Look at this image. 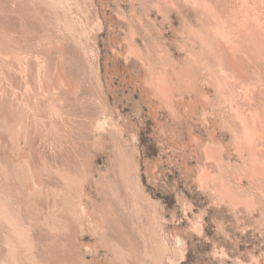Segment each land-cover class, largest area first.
Returning <instances> with one entry per match:
<instances>
[{
    "label": "rangeland",
    "instance_id": "rangeland-1",
    "mask_svg": "<svg viewBox=\"0 0 264 264\" xmlns=\"http://www.w3.org/2000/svg\"><path fill=\"white\" fill-rule=\"evenodd\" d=\"M0 58L13 264H264V0H0Z\"/></svg>",
    "mask_w": 264,
    "mask_h": 264
},
{
    "label": "bare ground",
    "instance_id": "bare-ground-1",
    "mask_svg": "<svg viewBox=\"0 0 264 264\" xmlns=\"http://www.w3.org/2000/svg\"><path fill=\"white\" fill-rule=\"evenodd\" d=\"M196 1V0H195ZM214 1V0H213ZM216 6V5H215ZM228 10V9H227ZM219 11V10H218ZM228 19V18H227ZM229 20V19H228ZM231 21V20H230ZM230 23V22H229ZM234 24V23H233ZM238 24V23H237ZM250 26V25H249ZM253 26V25H252ZM259 37V36H258ZM239 40V39H238ZM252 40V39H251ZM263 41V40H262ZM252 42V41H251ZM240 46H241V44H240ZM245 48V47H244ZM252 49V48H251ZM226 52V51H225ZM224 56H225V54H224ZM1 59V58H0ZM4 59V58H3ZM2 60V59H1ZM7 60V59H6ZM215 61V60H214ZM225 61V60H224ZM205 62V61H204ZM214 63V62H213ZM227 63V62H226ZM221 64V63H220ZM10 65V64H9ZM208 65V64H207ZM219 65V64H218ZM228 65V64H227ZM214 66V65H213ZM216 67V66H215ZM228 68V67H227ZM9 69V68H8ZM213 69V68H212ZM231 69V68H230ZM5 70V69H4ZM9 71V70H8ZM220 71V70H219ZM236 72V71H235ZM2 73V72H1ZM4 73H2V75H3ZM230 74V73H229ZM211 75V74H210ZM5 77V76H4ZM2 78V77H1ZM6 78V77H5ZM232 78V77H231ZM225 80V79H224ZM4 82V81H3ZM12 84V83H11ZM223 87H225V86H223ZM95 89V88H94ZM226 89V88H225ZM232 90V89H231ZM257 90V89H256ZM252 91V90H251ZM242 92V91H241ZM257 92V91H256ZM244 93V92H243ZM13 94V93H12ZM235 94V93H234ZM240 94V93H239ZM251 94V93H250ZM257 94V93H256ZM263 94V93H262ZM254 96V95H253ZM229 97V96H228ZM29 98V97H28ZM243 99V98H242ZM232 100V99H231ZM236 101V100H235ZM227 103V102H226ZM233 104V103H232ZM235 105V104H234ZM15 106V105H14ZM24 106V105H23ZM224 106V105H223ZM241 106V105H240ZM17 107V106H16ZM15 108V107H14ZM242 108V107H241ZM247 108V107H246ZM8 109V108H7ZM10 109V108H9ZM227 109V108H226ZM24 110V109H23ZM9 111V110H8ZM13 113V112H12ZM15 114V113H14ZM30 115V114H29ZM23 116V115H22ZM262 116V115H261ZM24 117V116H23ZM232 118V117H231ZM234 118V117H233ZM260 118V117H259ZM44 124H46V123H44ZM40 126V125H39ZM36 127V126H35ZM247 128V127H246ZM253 130V129H252ZM241 132V131H240ZM260 132V131H259ZM13 133V132H12ZM20 134V133H19ZM55 135V134H54ZM259 136H260V134H259ZM263 136V135H262ZM241 138H243V137H241ZM245 138H246V136H245ZM63 140V139H62ZM241 140V139H240ZM263 140H264V138H263ZM244 141V140H243ZM260 141V140H259ZM60 142V141H59ZM258 142V141H257ZM19 145V144H18ZM59 147V146H58ZM245 148V147H244ZM251 148V147H250ZM62 153V152H61ZM264 155V154H263ZM247 157V156H246ZM53 176V175H52ZM255 176V175H254ZM63 178V177H62ZM66 180V179H65ZM254 183V182H253ZM2 186V185H1ZM5 186V185H4ZM62 188V187H61ZM55 191V190H54ZM59 191V190H58ZM62 191V190H61ZM43 193V192H42ZM41 194V193H40ZM47 194V193H46ZM59 195H61V194H59ZM5 196V195H4ZM5 198V197H4ZM60 198V197H59ZM1 200H2V198H1ZM5 200V199H4ZM57 200V199H56ZM11 201H13V200H11ZM50 201V200H49ZM58 201V200H57ZM2 202V201H1ZM6 202V201H5ZM3 203H4V201H3ZM5 204V203H4ZM56 204V203H55ZM15 206V205H14ZM64 206V205H63ZM121 206V205H120ZM36 207V206H35ZM59 208V207H58ZM2 210H3V208H1ZM7 209V208H6ZM14 209V208H13ZM37 209V208H36ZM50 209H51V207H50ZM42 210V209H41ZM55 210H56V208H55ZM62 210V209H61ZM48 211H50V210H48ZM5 212H6V210H5ZM15 212V211H14ZM39 213H40V211H39ZM1 214V213H0ZM55 214H57V213H55ZM61 214V213H60ZM7 215V214H6ZM39 215V214H38ZM33 216V215H32ZM6 217V216H5ZM5 217H3V218H5ZM37 217V216H36ZM47 217V216H46ZM59 217H61V216H59ZM1 218H2V216H1ZM0 218V219H1ZM32 218V217H31ZM52 218H56V217H53L52 216ZM7 219V218H6ZM9 219V218H8ZM10 220V219H9ZM13 220H14V218H13ZM58 220V219H57ZM8 221V220H7ZM32 221V220H31ZM34 221V220H33ZM43 221V220H42ZM48 221V220H47ZM68 221V220H67ZM9 222V221H8ZM19 222V221H18ZM50 222V221H49ZM55 222H57V221H55ZM32 223V222H31ZM45 223H46V221H45ZM28 224V223H27ZM57 224V223H56ZM8 225H9V223H8ZM1 226V225H0ZM19 226V225H18ZM34 226V225H33ZM38 226V225H37ZM43 226V225H42ZM52 226H53V224H52ZM54 226H56V225H54ZM70 226V225H69ZM28 227V226H27ZM58 227H59V225H58ZM60 227H61V225H60ZM12 228V227H11ZM16 228V227H15ZM18 228H20V227H18ZM18 228H16V229H18ZM38 228V227H37ZM36 228V229H37ZM51 227H49V229H50ZM16 229H15V231H16ZM22 229V228H21ZM41 230H42V228H40ZM52 229V228H51ZM51 229L49 230V231H51ZM67 229H68V227H67ZM3 230H4V228H3ZM11 230V229H10ZM14 231V230H13ZM14 231V232H15ZM20 231V230H19ZM40 231V230H39ZM68 231V230H67ZM24 232V231H23ZM23 232H22V235H23ZM17 233V232H16ZM15 233V234H16ZM21 233V232H20ZM35 233V232H34ZM55 233V232H54ZM64 233V232H63ZM68 233V232H67ZM13 234L14 233H12V230L11 231H9V232H7V234H3L1 231H0V262H2V264H13V262H16L17 263V259H18V257L20 256H22V250L20 251V249H22L21 247H22V245H20L19 243H18V241H19V238H21L20 236H18L16 239L14 238V236H15V234H14V236H13ZM38 234V233H37ZM61 234V233H60ZM17 235H18V233H17ZM20 235V234H19ZM36 235V234H35ZM53 236V235H52ZM23 237H24V235H23ZM22 237V238H23ZM55 237V236H54ZM58 238V237H57ZM64 238H65V235H64ZM33 239H34V237H33ZM38 239V238H37ZM18 240V241H17ZM22 240V239H21ZM69 240V239H68ZM62 241H64V240H62ZM20 243H21V241H19ZM35 242V241H34ZM38 243H40L39 241H38ZM42 243V242H41ZM18 244L20 245V249H19V247H18ZM22 244H23V242H22ZM30 244V243H29ZM28 244V245H29ZM35 244V243H34ZM71 244V243H70ZM38 246H39V244H37ZM64 245V244H63ZM23 246H24V244H23ZM64 247V246H63ZM68 247V246H67ZM60 248H61V246H60ZM29 249H30V247H29ZM38 249V248H37ZM36 249V250H37ZM45 249V248H44ZM63 249V248H62ZM53 250V249H52ZM60 250V249H59ZM28 251V250H27ZM62 251V250H61ZM23 252H24V250H23ZM26 252V251H25ZM24 252V253H25ZM28 252H30V250L28 251ZM28 254V253H27ZM39 254H40V252H39ZM24 255V254H23ZM36 256V255H35ZM77 256V255H76ZM32 257V256H31ZM75 257V256H74ZM33 258H34V256H33ZM73 258V257H72ZM20 260H22V257L21 258H19ZM18 259V260H19ZM66 260V259H65ZM23 261V260H22ZM39 261V260H38ZM71 261H73V260H71ZM35 262V261H34ZM33 262V263H34ZM57 262V261H56ZM62 262V261H61ZM60 263V262H59ZM1 264V263H0ZM24 264V263H23ZM26 264V263H25ZM35 264V263H34ZM63 264V263H62ZM85 264V263H84Z\"/></svg>",
    "mask_w": 264,
    "mask_h": 264
}]
</instances>
